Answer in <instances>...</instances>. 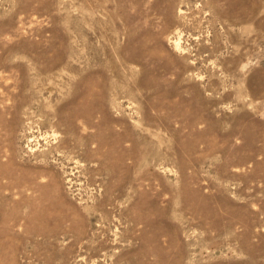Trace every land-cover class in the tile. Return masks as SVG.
<instances>
[{"label":"rangeland","instance_id":"1","mask_svg":"<svg viewBox=\"0 0 264 264\" xmlns=\"http://www.w3.org/2000/svg\"><path fill=\"white\" fill-rule=\"evenodd\" d=\"M0 264H264V0H0Z\"/></svg>","mask_w":264,"mask_h":264},{"label":"bare ground","instance_id":"2","mask_svg":"<svg viewBox=\"0 0 264 264\" xmlns=\"http://www.w3.org/2000/svg\"><path fill=\"white\" fill-rule=\"evenodd\" d=\"M177 43V42H176Z\"/></svg>","mask_w":264,"mask_h":264}]
</instances>
